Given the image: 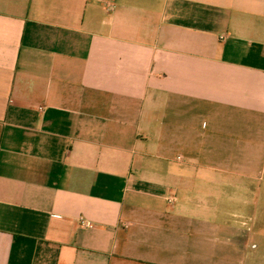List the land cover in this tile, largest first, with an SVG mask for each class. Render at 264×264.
<instances>
[{"label":"crops","instance_id":"0c3cea01","mask_svg":"<svg viewBox=\"0 0 264 264\" xmlns=\"http://www.w3.org/2000/svg\"><path fill=\"white\" fill-rule=\"evenodd\" d=\"M249 220L264 0H0V264H264Z\"/></svg>","mask_w":264,"mask_h":264},{"label":"rangeland","instance_id":"374dc122","mask_svg":"<svg viewBox=\"0 0 264 264\" xmlns=\"http://www.w3.org/2000/svg\"><path fill=\"white\" fill-rule=\"evenodd\" d=\"M158 3V0H156ZM160 3V2H159ZM260 222V221H259ZM255 221H248V227L252 228V232L249 234L251 240H254L253 243L258 244L262 248V252L258 253V257L260 261L259 263H264V228L261 230L259 228H254V226H258L259 224H255ZM261 225L264 226V220L261 221Z\"/></svg>","mask_w":264,"mask_h":264},{"label":"built area","instance_id":"2783aa9c","mask_svg":"<svg viewBox=\"0 0 264 264\" xmlns=\"http://www.w3.org/2000/svg\"><path fill=\"white\" fill-rule=\"evenodd\" d=\"M172 199H169V202H172ZM86 226H90L89 223H85Z\"/></svg>","mask_w":264,"mask_h":264}]
</instances>
